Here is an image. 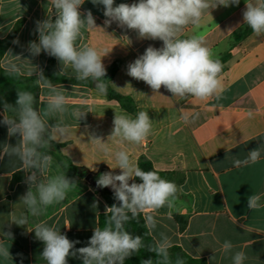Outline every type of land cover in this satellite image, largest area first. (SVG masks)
Returning <instances> with one entry per match:
<instances>
[{
	"label": "crops",
	"instance_id": "obj_1",
	"mask_svg": "<svg viewBox=\"0 0 264 264\" xmlns=\"http://www.w3.org/2000/svg\"><path fill=\"white\" fill-rule=\"evenodd\" d=\"M133 2L138 0H115L116 4ZM244 9L245 0H240L238 6L217 7L210 10L212 17L205 13L199 26H189L182 33V38L203 35L214 58L224 57L219 77L221 98L200 102L173 98L163 86L159 91L164 97L154 95L143 81L128 76L127 65L143 54L149 45L159 48L162 42L140 40L134 31L121 29L115 23L105 27L103 6L85 0L80 11L91 10L97 26L104 28V32L84 31L78 44L96 47L98 51L112 49L103 58V63L107 73L112 64L117 63L118 67L108 84L117 93L129 97L135 110L128 112L117 100L99 94L95 90V82L90 85L54 83L67 91L70 109L90 107L92 112H88L80 122L70 115L65 116L64 122L70 126L71 135L66 141L53 142L61 144L58 152L77 170L66 168L53 156V166L48 175L64 172L76 180L77 187L67 194L63 202L49 206L40 217H30L28 229L35 223H45L60 229L70 240H79L76 248L87 246L97 227L98 215L105 212V205L110 207L119 202L114 200L108 205L105 198L84 180L87 172H81L79 168L96 172L101 166H106L108 171L120 173L119 169L108 167L107 163L114 167L115 162L93 148L88 133L95 132L106 141L113 128L115 112L135 117L139 111H146L153 127L145 142L140 145L110 142V146L113 150L128 151L136 164L143 156L154 170L171 172L169 181L180 189L174 208H162L157 216V229L148 231L153 240L164 232L173 241V246L205 264H232V254L236 251L246 253L248 259L245 264H264V208L255 211L247 208V199L252 194L261 195L264 203V152L256 164L246 167L233 164L235 159H244L248 151L264 144V36L257 37L252 31L234 37L245 26ZM52 15L48 0H0V40L18 25L0 59L11 49L13 54H23L43 70L48 55L42 52L31 57L27 46L30 41L38 42V33L34 32L36 21ZM230 28L233 30L228 31ZM14 40L19 43H13ZM55 66L60 72L61 66L56 58ZM61 74L75 76L70 70ZM23 76H28L27 69ZM44 96L45 90L39 87L37 109L43 108ZM16 99L17 91L0 93V120L3 119V103L15 105ZM180 109L199 113V117L193 123L185 124L180 119ZM49 122L54 123L55 120L50 119ZM17 140L18 137L8 136L7 126L0 124V148L4 143L14 145ZM21 170V164L15 158L0 160V230H11L14 235V239L7 242L13 257L12 264H21V261L22 264H46L40 256L43 243L35 239L34 232L29 233L26 228L14 224L9 229L7 225L12 211L18 214L23 210L18 202L28 187L24 183L25 173L21 176L23 180L10 185L12 176ZM107 189L112 191L110 187ZM225 240L234 245L232 253L222 251L221 245ZM213 256L215 259L212 261ZM68 264H82V260L69 257Z\"/></svg>",
	"mask_w": 264,
	"mask_h": 264
},
{
	"label": "clouds",
	"instance_id": "obj_2",
	"mask_svg": "<svg viewBox=\"0 0 264 264\" xmlns=\"http://www.w3.org/2000/svg\"><path fill=\"white\" fill-rule=\"evenodd\" d=\"M84 3L85 0H48L53 15L36 21L34 32L38 33V42L30 41L27 51L31 57L43 52L56 58L61 73L70 70L77 81L95 82V90L106 95L107 69L103 58L112 49L98 51L96 47L78 44L84 31L104 32V28L97 26L91 10L80 11ZM91 3L103 6L105 27L115 23L121 29L134 31L140 40L162 42L159 48L149 45L143 54L127 65V75L143 81L154 95L163 96L159 91L163 86L173 98L182 100L210 102L221 98V61L214 58L203 35L182 38V33L189 26H199L205 13L211 16L210 10L220 6H238L240 0H138L131 4H116L115 0H91ZM242 17L243 23L257 37L264 36V0H245ZM13 43L19 41L14 40ZM2 57L0 67L8 77L23 76L27 69V75L34 76L35 84L45 90L42 109L35 107L37 98L27 90H17L15 105L6 101L3 103L0 124L7 126L9 137H18V140L14 145H2L0 160L5 157L18 160L25 173L24 183L28 186L27 191L19 197L18 204L23 206V210L18 214L15 211L9 214V229L14 224L26 228L29 233L34 232L35 239L43 243L40 256L46 264H68L69 257L82 260V264H125L127 259L145 247L141 236H134L126 230L128 221L142 215L148 231H155L159 211L174 208L180 192L174 182L162 178L157 171L142 170L133 162L128 151L113 150L110 146V142L121 145L145 142L153 127L148 112L139 111L135 117L115 112L113 128L106 141L95 132L88 133L93 148L115 162L114 167L106 162L108 167L120 170L119 174L104 172L96 180L97 187H110L114 199L119 203L110 207L105 205V226L94 228L87 246L76 248L80 241L70 240L58 228L45 223H35L31 229L27 226L30 217H40L49 206L63 202L67 194L77 187L76 180L67 177L64 172L48 175L53 166V156L49 151L53 142L66 141L71 135L70 126L64 122L65 116L70 115L80 122L92 109H70L69 96L64 87H58L46 78L44 72L24 58L23 54H13L9 49ZM180 112V119L185 124L193 123L199 117V113L184 109H180ZM50 119L55 122L50 123ZM262 152L264 144L248 151L244 159H235L233 164L235 167L256 164ZM92 170L96 171L95 168ZM137 178L139 182H136ZM261 201V195L252 194L247 199V208L250 211L264 208ZM13 239L11 230H0V264H12L13 257L7 242ZM172 247L171 238L160 232L148 250L157 257L155 264H173L170 255ZM233 247L229 240L221 245L225 254L232 253ZM214 259L215 256L211 258L212 261ZM247 259L244 251L232 254V264H245ZM141 264H154V261L148 258L142 260ZM174 264H185V261L177 257Z\"/></svg>",
	"mask_w": 264,
	"mask_h": 264
},
{
	"label": "trees",
	"instance_id": "obj_3",
	"mask_svg": "<svg viewBox=\"0 0 264 264\" xmlns=\"http://www.w3.org/2000/svg\"><path fill=\"white\" fill-rule=\"evenodd\" d=\"M17 28H18V25H15L13 27V29L10 31V33L4 39L0 40V54L3 53V51L6 49V47L11 42L13 36L15 35V33L17 31ZM250 32H252V29L250 27H248L247 25H245L242 32L239 35H235L234 37L238 38V37L244 36ZM219 60L222 63L224 60V57L220 58ZM117 67H118L117 63H114L110 66L108 73H107V79H106L107 84H108V81L113 76L114 72L116 71ZM42 71L44 72V75L46 76V78L51 80L53 83L67 82V83L80 84V85H90L91 84L90 80L89 81H83V82L77 81V80H75V76H66L64 74H61L55 66V58L54 57H50V56L47 57L46 65ZM38 89H39V86H37L35 84V77L34 76H32V77H30V76L8 77L3 72V70L0 71V92L3 94L7 93V91H9V90H13V91L27 90V91H31L37 98ZM106 95L111 99L117 100L120 103L121 107L123 109H125L126 111L131 112V113L134 112L135 107L132 104L131 99L129 97L123 96V95L117 93L116 91H114L113 89H111L109 84H108V91H107ZM36 105H37V100H36ZM36 105H35V107H36ZM60 146H61V144H54L53 143L52 148L49 151V154L56 157V159L58 160V162L61 165L65 166L66 168H68L70 170L76 171L77 168L75 166H73L65 156L61 155L58 152V149ZM137 165L142 170H145V171L154 170L152 168L149 160H147L143 156L139 157V159L137 161ZM79 170L81 172H87V173L89 172L86 168H79ZM104 172H108V168L106 166H101L96 172H89V173H92L94 179L97 180L99 175L104 173ZM157 172L162 178H164L166 180H170L172 177L171 172H160V171H157ZM23 173L24 172L22 170L16 172L12 176V180H11L10 185H12L13 183H15L18 180H21V179L23 180V178L21 177L23 175ZM136 182H139L138 178H137ZM96 191L101 196H103L105 198L108 205H111L113 203V201L115 200L114 196H113V192L108 190L107 188H100L99 187V190H96ZM106 219H107V216H106L105 212L100 213L98 215L97 227L103 228L105 226ZM125 228L132 235L141 236L142 240L145 244V247L142 248L138 253L133 255L131 258L127 259L125 264H141L142 260L148 259V258L153 259L154 264H155L157 257L155 256L154 253H152L148 250V246L151 245L154 242V240L150 236L147 228L145 227L142 215L137 219H130L128 221V223L125 225ZM170 255H171V259L173 261V264H174L177 257L182 258L185 261V264H205L203 260L191 258L190 256L185 254L177 246H173L170 249Z\"/></svg>",
	"mask_w": 264,
	"mask_h": 264
},
{
	"label": "water",
	"instance_id": "obj_4",
	"mask_svg": "<svg viewBox=\"0 0 264 264\" xmlns=\"http://www.w3.org/2000/svg\"><path fill=\"white\" fill-rule=\"evenodd\" d=\"M84 180L89 183L91 186L95 188V190H99V187L96 185V179H94L92 173H84Z\"/></svg>",
	"mask_w": 264,
	"mask_h": 264
},
{
	"label": "rangeland",
	"instance_id": "obj_5",
	"mask_svg": "<svg viewBox=\"0 0 264 264\" xmlns=\"http://www.w3.org/2000/svg\"><path fill=\"white\" fill-rule=\"evenodd\" d=\"M1 93V92H0Z\"/></svg>",
	"mask_w": 264,
	"mask_h": 264
}]
</instances>
